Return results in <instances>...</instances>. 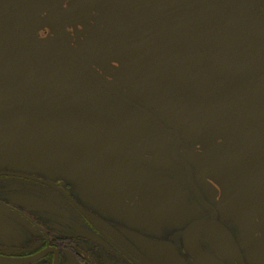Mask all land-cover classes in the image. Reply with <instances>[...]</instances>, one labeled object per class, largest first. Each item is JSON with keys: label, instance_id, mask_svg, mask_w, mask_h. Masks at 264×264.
<instances>
[{"label": "flooded vegetation", "instance_id": "1", "mask_svg": "<svg viewBox=\"0 0 264 264\" xmlns=\"http://www.w3.org/2000/svg\"><path fill=\"white\" fill-rule=\"evenodd\" d=\"M0 264H264V0H0Z\"/></svg>", "mask_w": 264, "mask_h": 264}]
</instances>
